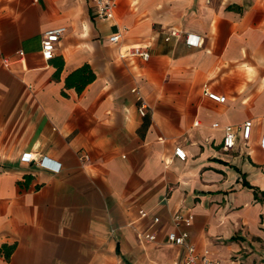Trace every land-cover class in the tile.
<instances>
[{"label":"crops","instance_id":"0c3cea01","mask_svg":"<svg viewBox=\"0 0 264 264\" xmlns=\"http://www.w3.org/2000/svg\"><path fill=\"white\" fill-rule=\"evenodd\" d=\"M133 44L149 57L120 54ZM245 181L264 192V0H118L106 19L89 0H0V264H179L171 231L220 264H264Z\"/></svg>","mask_w":264,"mask_h":264},{"label":"built area","instance_id":"2783aa9c","mask_svg":"<svg viewBox=\"0 0 264 264\" xmlns=\"http://www.w3.org/2000/svg\"><path fill=\"white\" fill-rule=\"evenodd\" d=\"M94 7L95 14L98 18L106 19L112 18L114 16L115 7L118 0H89ZM65 26L58 25L47 28L42 33L41 39V53L43 58L50 59L56 47L57 42L59 41L62 34L65 32ZM122 36V32L118 30L117 32L111 34L109 36L110 41L117 42ZM189 35L187 36V40H189ZM19 54L22 55L23 52L20 50ZM121 55L123 54H130V55H137L141 56L144 59L149 57V51L147 50L146 46L133 44L128 46L127 50L123 53L120 52ZM204 94H206L209 98L223 102L225 100V96L213 92L208 89V87L204 86ZM146 105L142 102L138 106L139 113L144 115L146 112ZM251 120H245L241 125V132L244 138H248L250 134L251 128ZM236 143V130L233 125L227 124L224 126V135H223V146L224 148L230 149L235 146ZM174 154L180 158L185 159L186 153L181 146H175ZM25 159V156H24ZM41 163L44 164V161L41 160ZM141 214L145 212L141 210ZM158 217H155L154 220L158 221ZM192 220V216H182L181 214L177 213L173 216V221L175 224L179 222H184L185 224H189ZM146 240H154L155 235L150 232H143L140 234ZM168 240L174 244H177L182 248L181 258L179 264H220L218 260L210 258L206 255H198L195 245L188 240V233L186 231H181L177 233L175 231H171L168 234Z\"/></svg>","mask_w":264,"mask_h":264},{"label":"trees","instance_id":"16d2710c","mask_svg":"<svg viewBox=\"0 0 264 264\" xmlns=\"http://www.w3.org/2000/svg\"><path fill=\"white\" fill-rule=\"evenodd\" d=\"M86 69H87V77L85 79H83L82 84L77 87V90H80L81 87H83V85L86 82L88 83L89 81H91L94 78V73L90 69V67L88 66V64L87 65H83L82 67H80L77 70H75V71L72 72V73H78V72H82V71H84ZM245 184L253 189L255 198L264 201V192L258 190V188L254 187L253 185L249 184L246 181H245ZM13 248H14V244H6V243H3V244L0 245V254H3L5 258H9V256H10Z\"/></svg>","mask_w":264,"mask_h":264}]
</instances>
